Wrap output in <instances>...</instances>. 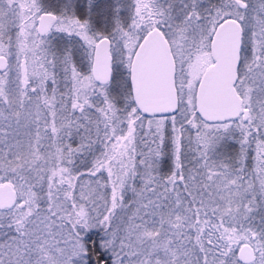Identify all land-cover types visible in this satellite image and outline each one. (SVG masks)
Returning <instances> with one entry per match:
<instances>
[{"label":"snow or ice","instance_id":"6c2138e0","mask_svg":"<svg viewBox=\"0 0 264 264\" xmlns=\"http://www.w3.org/2000/svg\"><path fill=\"white\" fill-rule=\"evenodd\" d=\"M0 264H264V0H0Z\"/></svg>","mask_w":264,"mask_h":264}]
</instances>
